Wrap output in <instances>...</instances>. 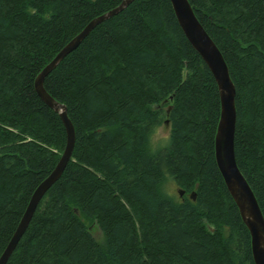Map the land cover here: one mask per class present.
<instances>
[{"label": "trees", "instance_id": "trees-1", "mask_svg": "<svg viewBox=\"0 0 264 264\" xmlns=\"http://www.w3.org/2000/svg\"><path fill=\"white\" fill-rule=\"evenodd\" d=\"M121 2L0 0V255L65 145L34 80ZM188 2L234 84L235 160L264 218V0ZM43 86L66 107L74 148L5 264H253L214 161L217 87L169 0H133L96 25ZM163 119L171 144L150 156L141 125ZM167 179L186 195L161 193Z\"/></svg>", "mask_w": 264, "mask_h": 264}, {"label": "water", "instance_id": "water-1", "mask_svg": "<svg viewBox=\"0 0 264 264\" xmlns=\"http://www.w3.org/2000/svg\"><path fill=\"white\" fill-rule=\"evenodd\" d=\"M132 1L122 0L117 7L92 19L36 76L33 84L34 91L46 106L59 115L65 131V145L55 167L33 191L14 233L0 255V264L6 263L27 228L42 197L50 186L59 179L71 159L74 148L75 133L67 116L66 107L59 104L46 92L43 86L45 77L67 54L76 49L96 25L118 14ZM169 2L184 37L207 67L216 84L220 114L214 137L215 165L223 180L225 189L234 202L240 219L248 231L252 262L253 264H264V218L251 188L237 166L234 155L236 126V91L234 84L219 49L197 20L188 0H169ZM178 193L179 196L182 195V191L179 190Z\"/></svg>", "mask_w": 264, "mask_h": 264}, {"label": "clouds", "instance_id": "clouds-1", "mask_svg": "<svg viewBox=\"0 0 264 264\" xmlns=\"http://www.w3.org/2000/svg\"><path fill=\"white\" fill-rule=\"evenodd\" d=\"M147 127L144 132L145 143L144 151L150 155L155 156L161 151L166 150L171 144L170 129H166L162 123L142 124L141 128Z\"/></svg>", "mask_w": 264, "mask_h": 264}, {"label": "rangeland", "instance_id": "rangeland-1", "mask_svg": "<svg viewBox=\"0 0 264 264\" xmlns=\"http://www.w3.org/2000/svg\"><path fill=\"white\" fill-rule=\"evenodd\" d=\"M169 99L165 100L166 101H169ZM170 108V105H167L165 106V109L168 111V109ZM166 123V124H165ZM162 124L164 125V127L166 129H169V125H168V122L163 119L162 121ZM158 190L161 192V193H164V194H167L169 196H171L172 198H174L175 200H178L179 197L182 198L183 196H185L186 194H182L181 196H179V189L177 188V184L176 182L173 180V179H167L165 181H163L159 187H158ZM185 193V192H184ZM188 195V194H187ZM189 195L193 198V200L195 199V192H191L189 193ZM209 230L212 232L213 230L211 228H209ZM92 236L93 238L99 243H103L104 241V237L102 235V233L98 230V228L95 226L92 228Z\"/></svg>", "mask_w": 264, "mask_h": 264}]
</instances>
